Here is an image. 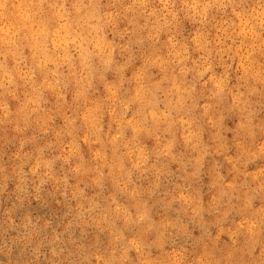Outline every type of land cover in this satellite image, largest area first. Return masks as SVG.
Instances as JSON below:
<instances>
[{"label": "clouds", "instance_id": "clouds-1", "mask_svg": "<svg viewBox=\"0 0 264 264\" xmlns=\"http://www.w3.org/2000/svg\"><path fill=\"white\" fill-rule=\"evenodd\" d=\"M243 2L34 0L29 5L30 8L34 7V11L23 15L25 23L20 27L0 29V112L3 119L15 117L16 120L12 122L17 124V130H20L19 121L27 127L34 115L37 122L53 120L54 114L46 108L51 103L48 98V94H51L64 123V127L56 132V141L66 150L62 158L65 163H70L74 158L77 160L71 166L72 177L76 179L73 184L69 182L68 175L57 177L54 174V161L44 160L41 149V156L30 169L38 179L33 191L39 195L42 187L52 181L57 185L61 197L71 196L76 202L78 198H85L87 184L82 178L94 173L93 183L99 186L105 178V168L108 169L107 176L116 186L122 191L126 190L132 183L134 172L147 173L156 168L155 161L163 158L177 159L173 154L177 125L182 130L180 138L196 153L191 161L181 162L180 167L185 170V178H197L207 147L202 142L201 133L192 130L198 119L193 113L202 107L209 121L217 123L209 115L213 105L207 102L200 104L198 86L211 83L213 90L209 100L231 95L229 84L233 64L228 61L234 63L236 58L239 59L238 70H242L240 79L245 82L248 96L259 92L257 84L264 85V65L255 59L257 53L264 56V0H254L247 9L242 7ZM0 10L7 12L6 0L0 3ZM212 10L222 13L227 19L212 24L216 19L215 16L209 19ZM181 14L184 20L198 25L190 40L181 31ZM209 24L215 29V34L208 27ZM193 52L198 54L196 59H192ZM190 60L191 67L188 65ZM216 61L223 67L221 75L215 72ZM190 73H194V76L188 81ZM205 76H208L207 80H204ZM249 80L253 83L249 84ZM102 92V99L93 98L99 97ZM9 97L18 103L15 113L10 108ZM235 103L237 106L248 104L245 92H238ZM39 113H44L47 120ZM105 116L110 121L107 131ZM252 116L253 113L249 111L239 124L249 137L254 136ZM78 121L84 126L82 136L78 135ZM43 130L47 132L46 128ZM65 137L68 138L66 143ZM146 140H153L154 146L149 148ZM81 142L98 145L90 165L81 152ZM220 147L227 150L224 144ZM238 147L240 156L237 162L243 159L245 168L264 159V143L253 149L251 145L240 142ZM187 163L196 165L191 173L186 171ZM41 169L44 170L42 174ZM243 175L245 185L248 177L256 184L253 192H264V167L244 172ZM18 179L21 185L25 184L22 167ZM81 184L85 186L81 187ZM19 190L24 193L28 191L27 187H19ZM237 191L238 186L234 183L223 185L208 209L202 197L194 196L187 190L179 199L200 218L203 228L204 213L210 209L219 211L221 200L225 196L231 199L230 193ZM255 198L254 194L245 192L239 211L253 209ZM79 207L83 216L98 205L92 201L91 208H85L82 203ZM115 211H123L125 221L131 220L127 210L119 205ZM231 211L229 208L223 212L222 220L217 223L227 219ZM255 216L264 218V206L255 209L252 216L244 217L236 231L229 234L235 244L237 233L241 229L246 231L248 241L242 250L248 257L245 264H264V243L258 240L260 229L253 218ZM135 222L146 224L145 231L157 233L153 243L128 239L114 224H110L112 247L107 257H99L101 264H133L129 256L133 250L139 264H162L160 258L151 257L153 244L163 248L165 231L178 226L184 229L183 225L171 221L157 223L147 206L138 213ZM220 231L223 232V228ZM205 235L211 238L206 228ZM95 255L88 257L89 261ZM167 255L175 258L174 264H182V252ZM209 255L205 252L204 256L197 258L196 264H210Z\"/></svg>", "mask_w": 264, "mask_h": 264}, {"label": "rangeland", "instance_id": "rangeland-1", "mask_svg": "<svg viewBox=\"0 0 264 264\" xmlns=\"http://www.w3.org/2000/svg\"><path fill=\"white\" fill-rule=\"evenodd\" d=\"M4 2L5 0H0V3ZM33 2L34 0H6L8 10L6 13L0 10V29L20 27L25 23L22 16L34 11V7H29ZM253 2L254 0H244L242 7L250 8ZM212 16L216 17L212 24L227 19L216 10H212L209 14L210 20ZM196 27L198 25H192L190 21L184 20L181 14L180 28L189 40ZM208 27L215 34L211 24ZM197 57L198 54L193 52L192 59ZM255 59L264 65V56L257 53ZM215 63V72L221 75L223 67L218 61ZM228 63L233 64L229 84L232 89L231 95L225 94L222 98L209 100L208 97L213 90L211 83L207 86H198L197 95L200 104L207 102L213 105L209 115L217 123L209 121V117L203 114L202 107H198L193 113L198 119L192 126V130H198L201 133L202 142L207 147V154L201 162V172L197 178L190 176L185 178V170L180 167L181 162L191 161L196 153L180 138L182 130L177 125L175 129L177 142L173 152L177 159L173 161L170 158H163L155 161L153 158L156 168L147 173L134 172L132 183L126 190L122 191L116 186L115 182L107 176L108 169L105 168V178L99 186L93 183L94 173L82 178L87 184L85 198L82 200L78 198L74 202L71 196L61 197L57 185L52 181L45 184L37 195L33 188L38 183V179L31 174L30 169L35 165L36 159L41 156V149H43L44 160L54 161L53 172L57 177L68 175L70 183L76 182L71 174V166L77 160L74 158L70 163H65L62 157L66 154V150L62 149L60 143L56 141V132L64 127V123L55 108V98L48 94L51 103L46 105L49 112L54 114L53 120L47 123L43 120L37 122V116L34 115L27 127L19 121L20 130H17V124L12 122L16 120L15 117L4 120L3 113L0 112V264H101L99 257L101 255L107 257L112 247L110 224H114L115 228L122 231L128 239H141L152 244L157 233L145 231L146 224L135 222L138 213L145 206L157 223L171 221L184 226L183 230L178 226L165 231L163 248L153 244L150 249L153 259L160 258L162 264H174L175 258L167 253L182 252V264H196L197 258L204 256L207 252L210 254L208 257L210 264H216L217 261L219 264H229V260L231 264H245L248 257L242 250L248 241L246 231L241 229L237 233L235 244L229 238V234L236 231L238 223L244 217L252 216L255 209L264 206V192H253L256 184L251 181V177H248L245 185L243 175L244 172L264 167V159L260 163L249 164L245 168L243 159L237 162V157L240 156L238 143L251 145L253 149L264 143V85L257 84L259 92L248 96L244 87L245 82L240 79L242 70H238L239 59L236 58L234 63L232 61ZM9 64L11 66V60ZM188 65L192 66L191 60ZM153 71L157 70L153 69ZM193 76L194 73H190L188 81H191ZM207 79L208 76H205L204 80ZM248 83L253 82L249 80ZM238 92H245L248 99L247 105L243 103L240 106L236 105L235 96ZM103 95L102 92L99 97L93 98L102 99ZM8 99L10 108L15 113L18 103L10 97ZM69 101H71L70 95ZM249 111L253 113V137H249L246 130L239 127ZM38 115L44 116L47 120L44 113ZM109 122V118L105 116V131L108 130ZM78 124L80 125L78 135L82 136L84 126L80 121ZM44 128L47 132L43 130ZM128 135L130 136L131 132ZM67 139V137L64 138L65 143ZM145 142L149 148H152L155 143L153 140ZM221 144L225 145L226 151L220 147ZM97 147L98 145H87L81 142V152L89 165ZM21 167L25 174L23 185L18 179ZM195 167L196 165L187 163L186 171L191 173ZM157 169L161 171L158 172ZM43 171L41 169V174ZM227 183L236 184L238 191L230 193L231 199L225 196L221 200L219 211L210 209L204 213L205 223L202 228L200 218L195 216L191 208L179 199L180 195L187 190L194 196H200L205 208L208 209L212 200L218 196L221 187ZM18 185L27 187L28 191L21 192ZM245 192L254 194L256 198L253 201V209L240 212ZM92 201H95L98 207L83 216L80 215L79 204L82 203L85 208H91ZM117 205L127 210L131 216L130 221H125L123 211L119 213L115 211ZM229 208L232 211L227 219L217 223L222 220L221 214ZM105 216L106 219H104ZM253 218L260 229L258 240L264 243V218L259 216ZM205 228L211 233V238L205 235ZM221 228L223 232L220 231ZM258 251L259 249L257 254ZM229 253H231L230 257ZM92 254H96L95 258L89 261L88 257ZM129 256L133 264H139L134 250L129 253Z\"/></svg>", "mask_w": 264, "mask_h": 264}, {"label": "bare ground", "instance_id": "bare-ground-1", "mask_svg": "<svg viewBox=\"0 0 264 264\" xmlns=\"http://www.w3.org/2000/svg\"><path fill=\"white\" fill-rule=\"evenodd\" d=\"M7 3H9V2H7ZM10 4H11V3H10ZM9 7H10V6H9ZM1 12H3V11H1ZM21 12H22V11H21ZM5 13H6V12H5ZM9 15H11V14H9ZM22 17H23V16H22ZM3 19H4V18H3ZM12 20H13V19H12ZM6 21H7V20H6ZM7 22H8V21H7ZM14 27H16V26H14ZM239 143H240V142H239ZM239 143H238V144H239Z\"/></svg>", "mask_w": 264, "mask_h": 264}]
</instances>
